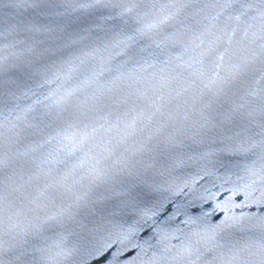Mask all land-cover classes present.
<instances>
[{
    "label": "water",
    "instance_id": "1",
    "mask_svg": "<svg viewBox=\"0 0 264 264\" xmlns=\"http://www.w3.org/2000/svg\"><path fill=\"white\" fill-rule=\"evenodd\" d=\"M0 264H264V0H0Z\"/></svg>",
    "mask_w": 264,
    "mask_h": 264
}]
</instances>
